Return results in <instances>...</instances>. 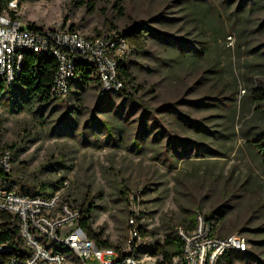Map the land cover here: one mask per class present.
<instances>
[{
  "label": "rangeland",
  "instance_id": "obj_1",
  "mask_svg": "<svg viewBox=\"0 0 264 264\" xmlns=\"http://www.w3.org/2000/svg\"><path fill=\"white\" fill-rule=\"evenodd\" d=\"M11 13L29 27L74 30L90 38L148 23L165 40L156 39L144 54L129 55L126 65L137 96L153 108L176 104L210 132L207 137L220 131L226 138L219 140L224 144L221 150L211 145L215 157L206 159L193 158L196 146L188 143L190 158L171 168L155 158L154 146L147 145L153 138L152 117L143 116L140 109L134 111L118 96L120 92L101 94L98 85L84 88L76 77L66 101L56 99L46 112H40L16 84L0 91V149L11 151V173L16 176L0 180V186L34 196L43 193L34 187L47 186L51 191L56 184L55 193L68 197L74 206L93 204V231L116 247H124L128 240L133 197L138 223L149 233L145 245L150 252L177 228L185 229V220H195L197 212L205 217L213 214L210 223L219 236H244L250 253L264 260V166L251 155L243 138L251 114L239 113L229 121L225 111L233 102L225 82L207 80L201 71L171 67L174 64L165 51L188 46L199 52L206 45L213 47L212 36L221 29L228 37L220 40L219 50L231 54L230 61L222 62L233 73L226 77V84L236 77L241 91L238 104L246 86L261 80L248 75L245 63L251 57L245 52L264 50V0H17L14 8H5L0 0V15ZM238 46L243 47L238 51ZM194 102H206L209 107H195ZM61 104L64 110L55 107ZM175 115L157 113L156 117L179 144L196 141L192 130L177 128ZM114 122L126 128L123 142L105 127ZM142 122L148 128L145 145L139 134ZM164 138L166 143V134ZM133 142L143 143V148H132ZM36 238L51 252L59 248L43 235ZM250 241L259 243L257 250ZM67 257L75 261L72 254ZM242 259L237 254L227 256L226 264H259Z\"/></svg>",
  "mask_w": 264,
  "mask_h": 264
},
{
  "label": "built area",
  "instance_id": "obj_2",
  "mask_svg": "<svg viewBox=\"0 0 264 264\" xmlns=\"http://www.w3.org/2000/svg\"><path fill=\"white\" fill-rule=\"evenodd\" d=\"M16 1L10 7H16ZM127 52L128 45L119 33L90 38L71 30L33 29L11 16L0 15V78L8 87L17 84L26 54L33 53L56 60L58 68L51 88L56 99H68L79 65L95 69L103 94L122 92L125 85L119 62ZM12 169L11 151L0 149V173L10 174ZM129 204V237L118 250L90 239L81 225V210L60 192L31 197L0 188V213L17 219L20 240L15 245L0 243V264H156V258L147 253L150 247L145 245L133 197ZM38 235L59 248L53 252L46 249L37 240ZM177 235L183 241V252L172 264H225L227 256L250 254L244 236L214 234L211 223L200 212L195 215V228H177ZM67 254H72L75 261Z\"/></svg>",
  "mask_w": 264,
  "mask_h": 264
},
{
  "label": "trees",
  "instance_id": "obj_3",
  "mask_svg": "<svg viewBox=\"0 0 264 264\" xmlns=\"http://www.w3.org/2000/svg\"><path fill=\"white\" fill-rule=\"evenodd\" d=\"M13 1L15 0H1V4L5 8H8L10 3H12ZM11 17L15 19L13 13H11ZM31 27L33 29H38L35 26ZM218 30V34L216 36H212L211 39L213 47H207L206 45L203 50L198 52L197 50L194 51L192 47H188L186 45L187 47L184 46L177 50L166 49L165 51L167 54H170V61L174 64L171 67H177L186 72L201 71L202 75L207 80H213L215 82H225L223 84V87L224 89H230V100H232L233 102V104L231 103L228 105V110L225 111V118L233 122L237 118L239 113L243 115L247 113L251 114L250 120L247 121L248 124L250 123V127L246 132L244 131L243 138L245 139L246 146L251 155L255 159H257L261 165L264 166V50H246L245 55H249L251 57V60L245 63V67L249 71L248 75H250L251 77H255L256 75L260 76L261 80H259V83L257 84H253L254 82L248 84L246 86V89L244 90V95L241 96V99L237 104V97L240 96L241 93V91L239 90L238 81L235 77L232 83L226 84V77L230 76L229 74L233 75V73L230 71L228 65L222 62V59H227V61H230L231 54H228V52H226L225 50H219L218 47L220 40L226 39L228 36L225 35V33H223L221 29ZM119 34L126 41L129 50L128 54H126L125 57L119 62V75L124 82L125 89L120 92L118 96L122 98L124 103H130L133 106L134 111L140 109L143 116L152 117L150 131H152L151 133L153 135V138L149 143H147L148 128L144 125L143 122L139 129L141 141L144 143V145L147 143V145L149 146H154L155 158L159 159L162 163H164L166 166H170L171 168L177 167L180 161L190 158L191 152L190 148H188V143L196 146L195 150L193 151L195 152L193 158L200 157L202 159H206L215 157L216 153L212 152L213 148H211V145L216 146L215 149L217 151L221 150L224 144H221L219 140L222 137L226 138L225 134H221L220 131H215L213 132L211 137H207L206 134L210 132H207V129L202 128V125H199L194 119L188 118V116L184 115L178 109V105L169 104L160 108H153L146 101L140 99V97L137 96L136 87L134 85L131 73L129 72V68L126 65L128 62V57L132 53H146L149 46L153 44L156 39L157 41L159 40L160 42L164 43L165 37L162 35L157 37L149 24L145 22L135 24L131 28L125 30L123 33ZM242 47L238 46L237 50L239 51V48L241 49ZM238 57H240V54H238ZM57 68L58 64L56 60L51 57L38 56L33 53L26 54L22 72L20 77L18 78L17 84L21 85L22 88L27 92L28 103L33 107H37L33 109H36L40 112H46L51 103L56 100V98L51 95V88L54 82ZM76 77H78L82 81L84 88L92 84H96L100 87V81L97 72L91 66L79 65ZM7 87L8 86H6L4 81L0 78V91L4 90ZM192 104L195 107L197 105H200L202 108L209 107V104L206 102H194ZM55 107L62 108V110L66 108L65 104H61L60 106ZM217 107L219 108V106ZM157 113H168L171 115L175 113L176 115L173 117V119L175 122L174 124L177 126V128L182 132H185L189 129L192 130L194 133H196L198 139L196 141L181 142L179 144L171 137L170 132H168L169 130H167L163 126L164 122L162 121V119L160 117H156ZM44 119H46V117L42 116V120ZM218 120L219 119H217V121ZM62 121H64V119ZM105 127L110 134H118V137H120L119 141H124L122 135L126 128H122V125L120 123L114 122L110 127ZM165 134L168 137L166 143H164ZM208 138L209 140L213 139V141H209ZM143 143L141 144L133 142L131 146L132 148L141 150L143 148ZM11 148L12 152H16V147ZM14 174L15 173L13 172L10 174L0 173V180H3L5 177L15 178L16 176ZM0 188L4 187L0 186ZM34 188L37 190H41L43 193L31 197H48L55 194V191L59 189L56 184L52 186L51 191L48 190L47 186H42L40 189L36 187ZM6 189L10 191L12 190L11 188ZM16 193L26 195L22 189H18ZM123 194H125V192H123ZM65 200L73 204L68 197H65ZM78 208L81 210L82 214L81 225L87 231L90 239L94 240L99 246L115 247L118 250L121 249V247L119 246H113L109 242L102 240L101 235L96 234L93 231V204L82 202ZM212 215L213 214L207 215L206 219L208 222L211 221ZM184 224H186L185 229L188 231H191L195 228V220H189L188 222L187 220H185ZM211 225L213 233L218 235L215 232V225ZM241 233L246 234L247 231L242 230ZM148 234L143 232L144 237H146ZM18 236L19 232L17 219L7 213H0V243L8 242L9 245H15L17 241H20ZM250 243L252 247L257 250L259 243L254 241H250ZM150 250H148L147 253H149ZM182 252L183 241L178 237L177 230H175L174 234H169L166 236L164 244L155 245L149 254L152 257L156 258V264H172L173 259L180 256ZM237 255L243 258L242 261L253 260L254 263L259 262V264H264V260L262 259L261 255L257 256L253 253Z\"/></svg>",
  "mask_w": 264,
  "mask_h": 264
},
{
  "label": "crops",
  "instance_id": "obj_4",
  "mask_svg": "<svg viewBox=\"0 0 264 264\" xmlns=\"http://www.w3.org/2000/svg\"><path fill=\"white\" fill-rule=\"evenodd\" d=\"M224 263L226 264V259H225Z\"/></svg>",
  "mask_w": 264,
  "mask_h": 264
}]
</instances>
